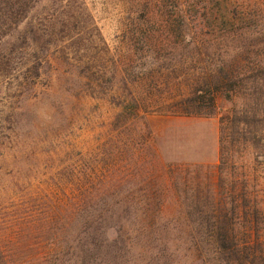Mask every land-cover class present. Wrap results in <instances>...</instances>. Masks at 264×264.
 <instances>
[{
  "label": "rangeland",
  "instance_id": "1",
  "mask_svg": "<svg viewBox=\"0 0 264 264\" xmlns=\"http://www.w3.org/2000/svg\"><path fill=\"white\" fill-rule=\"evenodd\" d=\"M33 5L0 32V264H204L175 220L180 203L219 188L220 117L264 100L253 71L264 65V0ZM196 90L214 91V115L170 111ZM132 94L153 110L116 118ZM234 161L229 178H248L264 207L251 146ZM92 199L164 204L172 258L118 241L116 221L89 248L81 217Z\"/></svg>",
  "mask_w": 264,
  "mask_h": 264
},
{
  "label": "trees",
  "instance_id": "2",
  "mask_svg": "<svg viewBox=\"0 0 264 264\" xmlns=\"http://www.w3.org/2000/svg\"><path fill=\"white\" fill-rule=\"evenodd\" d=\"M0 1L5 3L3 8L0 7V32L15 28L23 12L28 13L34 6L33 3L37 2V0ZM255 69L256 73H263L264 76V65H255L253 71ZM257 87L254 85V88ZM220 88L219 85L216 90ZM198 92L199 90L193 91L192 95L177 101L176 107L170 111L186 115H214L217 108L214 91L210 90L207 96ZM205 101L208 103L205 104ZM117 107L119 111L115 114L116 118L124 116L133 120L140 118L141 112L153 110L148 106L143 107L139 98L133 94L130 101L127 103L121 101ZM220 144L219 188L215 191L211 189L213 198H210L211 193H206L204 200L199 197L188 203H180L179 215L175 221L177 224L184 222L190 226V242H187V237L183 242L187 250L192 249L196 259H200L204 264H264V229L260 227L261 220L264 222V207L258 203L260 201L256 195L258 193L254 192L255 189L251 187L248 178H244L243 181L229 178L230 167L238 165L234 157L236 154L239 155L244 147L246 149L247 145L253 149L254 170L256 171L258 167L264 168L262 97H256L255 104L250 107L233 108L227 115L220 117ZM195 192L199 196L204 194L201 190ZM214 195L219 197L218 200ZM242 199L249 200L252 206L247 207L246 202L241 203ZM87 202L88 214L81 217V223L85 222L84 227L89 231V248L90 246L93 248L95 234L100 232L104 237V227L108 222L116 221L120 222V228H114L118 241L122 237H130L128 243L134 242L131 246L142 244L145 249L157 248V255L163 258L171 257L177 250L169 249L165 236L159 232L166 227L161 215L164 204L104 199H92ZM188 208L190 215L198 211V217L191 219L186 214ZM153 213L156 217H153ZM67 217L64 216L65 219ZM126 225L129 227L126 228ZM107 240L103 238L102 242L107 243Z\"/></svg>",
  "mask_w": 264,
  "mask_h": 264
}]
</instances>
